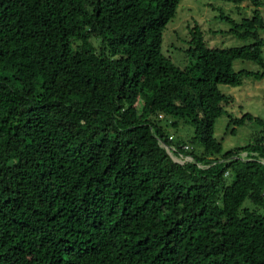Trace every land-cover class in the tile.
<instances>
[{
  "label": "trees",
  "instance_id": "obj_1",
  "mask_svg": "<svg viewBox=\"0 0 264 264\" xmlns=\"http://www.w3.org/2000/svg\"><path fill=\"white\" fill-rule=\"evenodd\" d=\"M222 1L255 7L219 14L254 42L209 47L195 20L181 69L163 52L181 0H0V264H264V141L214 137L220 85L264 78L262 1ZM180 120L190 151L163 124Z\"/></svg>",
  "mask_w": 264,
  "mask_h": 264
},
{
  "label": "rangeland",
  "instance_id": "obj_2",
  "mask_svg": "<svg viewBox=\"0 0 264 264\" xmlns=\"http://www.w3.org/2000/svg\"><path fill=\"white\" fill-rule=\"evenodd\" d=\"M261 1L260 11L264 18V0ZM254 10L255 7L249 1L236 5L222 0H181L175 18L168 23L164 31L163 52L177 67L181 69L190 67L192 57L187 52L190 49L188 27L193 26L195 20L201 24L205 42L209 47L231 48L250 45L254 42L253 39L232 35L230 33L232 24L220 19L219 14L223 12L239 23L243 18L251 17ZM260 34L264 40V29L260 30ZM234 69L237 72L262 70L259 65L243 60H236ZM220 89L224 94L234 98L225 106L228 114L220 116L214 128V137L222 143L223 151L245 147L255 141H264V128L254 121H246L244 125L237 127L235 135L230 133L231 128L228 130L229 116L241 118L248 113L264 121V78L256 80L243 75L241 85H220ZM163 124L166 132L174 137L175 143L181 142L192 146L189 141L194 136L195 129L191 123L180 120L178 127ZM193 148L196 155L202 154V145L196 143ZM172 151L177 157H181L174 150ZM244 207L253 206L249 200H246Z\"/></svg>",
  "mask_w": 264,
  "mask_h": 264
},
{
  "label": "built area",
  "instance_id": "obj_3",
  "mask_svg": "<svg viewBox=\"0 0 264 264\" xmlns=\"http://www.w3.org/2000/svg\"><path fill=\"white\" fill-rule=\"evenodd\" d=\"M160 118H163V116L160 115ZM172 139H173V137L170 136V140H172ZM159 144H160L163 148H165V149L168 151V153L172 156V158H173L174 160H176L178 163H181V164H183V165L186 164V163H189V162H190V163H196L195 159H194L193 157H191V156H188V155H184V156L179 155V156H181V157H180V158L177 157V156L175 155V153L172 151V150H174V151L176 152V150L174 149V147L170 148L169 146H167V145H166L165 143H163L162 141H159ZM182 148H183V150H185V151H190V150L192 149V146H189L188 144H184V145H182ZM176 153H177V152H176ZM238 158L241 159V160H243V161L253 160L252 155L249 154V153H247V152L240 154L239 157H234V159H238ZM198 166L201 167V168H208V167H209V165L204 166V165H201V164H198Z\"/></svg>",
  "mask_w": 264,
  "mask_h": 264
},
{
  "label": "water",
  "instance_id": "obj_4",
  "mask_svg": "<svg viewBox=\"0 0 264 264\" xmlns=\"http://www.w3.org/2000/svg\"><path fill=\"white\" fill-rule=\"evenodd\" d=\"M166 152L168 153V151L166 150ZM168 155L172 158V156L168 153ZM173 159V158H172ZM173 161L174 162H176V163H178L177 161H175L174 159H173ZM179 164H181V163H179ZM263 164H264V162H263ZM181 165H183V164H181Z\"/></svg>",
  "mask_w": 264,
  "mask_h": 264
}]
</instances>
